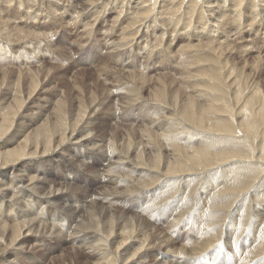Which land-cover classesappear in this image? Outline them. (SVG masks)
I'll use <instances>...</instances> for the list:
<instances>
[{"label": "bare ground", "instance_id": "bare-ground-1", "mask_svg": "<svg viewBox=\"0 0 264 264\" xmlns=\"http://www.w3.org/2000/svg\"><path fill=\"white\" fill-rule=\"evenodd\" d=\"M5 1L0 0V7L4 5ZM26 1L28 0H7L5 2L8 5H18L19 18L13 22L29 20L31 23L32 21L38 23L40 21L39 23H49L48 28L54 30H56L53 28L54 25L56 24V27H58V23L62 22H66L67 26L69 24L70 26L75 25L77 30H82H79V33L85 39L87 38L86 42H79V40L77 44L72 46L78 48L81 52H84L90 44L99 42V30H96V27L109 24L112 19L114 22L115 20H122V23H124L123 21L129 22L126 27L129 35L125 37L124 34H121L122 38L120 40L116 38L117 41L114 39L116 33L112 29L108 32L105 31L107 33L101 40L103 44L97 46H99L100 51L106 52L104 60L112 65H117L114 67L115 70L111 71L106 69L108 64L101 67L100 70H104L103 80L100 79V76L94 79L93 84L87 85L84 78L76 79L73 87L63 92L61 98L59 97L61 93H55L60 100L53 102L51 100V109L46 108V105L44 107L40 106V109L36 110L31 117H28L27 112L30 108L27 105V100L30 104L32 103L38 95L37 89H39L40 83L43 84V80L52 72L51 68L48 69L45 66L42 67V65L45 63L44 59L47 53L54 47L55 38L53 39V37L57 32H51L53 33L51 39L39 38L36 40L34 38L33 41L26 40L28 36L23 37L19 34V37L24 40L21 43L18 35L13 33L12 28L10 29L11 25L8 26L9 21L4 18L5 11L0 9V19L4 18V21H2L4 28L0 25V69L18 67V65L24 66L25 64H29L34 68V70L30 69L31 67L26 68V71L22 70L21 74L17 76V80H15L16 75L11 73L13 76L8 81L10 87L3 93H8L6 96L12 95L13 99L5 107L4 102L1 100L4 94L0 98V263L11 252L8 251L9 249L3 248L2 244L12 238L11 243L19 242L18 245H21V236L24 235L22 232L26 228V224L25 226L24 224L19 225L21 223L18 221H20V217H28L32 223L27 226L29 233L37 231L38 234L42 235L49 231L56 233V236H61L64 227H66L70 234L67 243L75 247L78 246L76 248L79 249V253L82 256L86 255L87 259L91 260L87 264H142L148 257L146 255L148 247L145 246L148 240L139 239L137 235L141 231L148 233L150 228L152 229L151 224L146 221L147 210L140 211L144 204L148 203L149 207L157 208L160 202L164 201L163 205L161 204V213L174 207L171 220H174L176 216L183 217L186 212L184 211L185 205L189 199V195L186 193V185H190V181L188 182L186 178L188 173H194L196 170L201 171L202 169H206L207 172L212 171V168L215 167L214 163L220 162L227 164L228 167L229 163L234 162L232 159L237 160L242 165H247V162L240 158L244 153L238 151V147L233 145L231 140L229 145L235 148L234 150L215 153L213 152L214 146H211L213 140L208 141L205 139L203 141V138H201L198 143L192 145L188 141L192 135L191 131L186 132L189 133V136L187 140L184 139L186 137L184 133L186 127H191L192 132H196L198 135L207 136L221 133L225 135L224 138L229 140L232 138V130L236 125L231 118L219 119L220 117H216L213 112L215 111L214 106L210 103H204L209 101L210 98L203 89V85H201L200 76L198 77L197 73L192 74L195 69L196 71L202 69L200 63L203 57L200 51L184 57L180 55L181 58H178L180 61L178 66L184 67L181 71L184 83L186 82V76L190 77L188 84L195 83L190 92L196 94V96L183 101L179 96L170 99L168 97L170 95L168 94L169 91L167 92L166 88L158 89L155 87L157 85L155 82L156 85L152 88L154 91L148 92L150 93L148 97L143 96L144 85L139 87V83L143 80V84L149 86L150 81L146 85L147 76L145 77V73L142 75L140 74L142 72H140L139 76H141L138 77L133 72L135 73L138 69H145L144 64L150 62L152 58L160 59V57L167 56V51H170L169 48H172L174 43L178 41H187L190 45L193 43H197V45L206 43V46L207 42L224 43L228 40L231 42L230 37L236 33L233 24L236 23L237 19L240 20L237 23L239 22L244 26L247 21H243V19L249 21L253 18L255 20L254 16L256 15H248V12L242 13L243 6L239 5L241 2L235 4L238 0H228V7L225 6V0H221L223 5L219 4L221 2H218L219 0H203L200 6L201 0H189L187 4L185 0H128L126 5L122 2L123 0H32L35 9L41 6L45 11L43 10L44 14L42 12L35 13L36 16L29 19V17H25L26 14L24 15L27 11L23 12L21 9L22 7L27 9ZM245 2H248V0ZM252 3L248 2L249 6H246V8H250L255 12ZM184 5L187 10L182 11ZM193 11L197 12L195 18L194 16L190 17V13ZM7 14L9 13L7 12ZM114 14L116 16L118 14L117 18L113 16ZM208 14L211 15L213 20L216 19V22L212 20L214 24L208 23ZM195 19L199 23L202 22V25ZM193 20L198 24L193 25L191 23ZM249 26H251L248 31V38L250 39L253 27L258 25L250 24ZM245 27L247 29L248 25ZM29 37L32 38V34ZM245 37L247 35L242 34L237 38L240 40ZM12 38L18 39L13 41ZM128 38H131L130 41ZM168 38L170 39L169 46L164 49L162 42L166 40L167 44ZM196 41H200V43ZM62 59H58V63L68 61L65 53L62 55ZM142 61H145V63L143 64ZM208 61L210 62L211 59ZM129 62H131V65L126 66ZM40 64L42 65L39 66ZM58 68H54V72L59 71ZM125 69L131 70L132 73L126 75L130 78L128 80L132 82L129 81V83L123 85L120 82H122L121 77H123L122 71ZM211 75L213 80H217L218 75L215 68L211 70ZM6 76L8 75L3 76V80L0 78V91L3 89ZM110 78L113 81H110ZM118 78L121 80L116 81ZM160 78L158 79L159 82L157 81L158 83H160ZM51 80L53 79L51 78ZM45 84L47 86L51 85L50 82ZM120 84L122 86H119ZM153 84H151L152 87ZM110 86L112 91L104 94L106 88ZM114 89L117 94L114 93ZM150 89L148 90L150 91ZM174 93L176 94L177 91ZM200 99L204 100L205 105L199 102ZM114 101L115 107L111 110L110 107H112L111 104ZM213 101L211 100V102ZM217 108L216 112H226L223 107L217 106ZM106 113L107 120L100 123V117ZM136 116H138L137 120L135 119ZM110 121L112 122L111 125ZM230 121L233 123L231 124ZM113 122L117 125L113 126ZM243 126L240 124L236 129L242 132L241 134L246 141L250 142L251 132ZM98 138L102 139V142L110 141L105 145L106 143H101ZM218 139L220 138L218 137ZM184 141L187 142L183 143ZM189 145L191 146L189 147ZM262 151L264 157V147ZM260 156H254V160L249 163H254L253 165L257 167V164L262 160V156ZM242 165L232 166V169H238L239 171V168H241V170L227 186L220 187L210 183L209 188H205L198 195V199L207 195L209 191L208 199L210 200L208 202H210V206L215 208L220 202L216 198L221 193H216L217 189L221 190L222 193L227 190L226 194L231 191L243 190L246 184L242 177L247 175L243 172V168L250 167H242ZM51 166H55V168L50 169ZM152 174L156 175V180H152L154 177L150 178ZM89 175L94 176L96 181L94 185L97 187L93 193H89L88 190ZM175 176L179 177L176 178ZM71 178H73L72 181ZM181 178L183 180L187 179V183L184 181L185 184L183 183L180 193H175V197L171 200L168 197L171 192L164 190V188L169 189L172 185L171 181L177 179L180 182ZM227 182L225 181L224 185ZM242 182L243 184H241ZM83 184L85 190L84 195L81 197L76 192L81 191L82 187L80 185ZM257 188L255 187L253 191L260 193L263 189V187L262 189ZM160 193L167 194L159 198ZM230 199L231 196H224L221 203L228 202ZM183 201L185 203L180 206ZM260 202L261 205H257L259 212L256 211V208L254 210L256 209L255 213L264 214V198H261ZM198 205L202 206V203L198 201ZM238 207L234 212L236 218L238 217V211H242L241 207ZM199 208L201 207L199 206ZM58 209H62L67 215L71 216L69 219L73 220L68 224L63 222V217L65 219L67 215L61 212L58 213ZM201 211L206 213L205 208H202ZM242 214L240 216L244 219L247 213L242 212ZM252 215L254 214L252 213ZM216 216L218 215H214V217ZM6 218L15 222V225L8 227ZM77 218H82L77 231L83 235L77 232L72 234L71 229H69L76 225ZM255 218L257 217L254 216ZM40 219H51V221L49 223H43L44 220L42 222L35 221ZM86 219L87 223H85ZM17 222L18 225H16ZM2 223H5L6 227ZM256 225L259 226L258 223ZM262 226L260 234L252 233L254 242L258 243L252 249L255 253L264 251V225ZM231 231L227 233L233 235V230ZM19 238L20 240H18ZM242 246L245 247L244 242ZM207 257H204V259L207 260ZM248 257L250 259L251 254ZM71 258H63L60 264H75L74 258ZM189 258L190 256L187 257V259ZM183 259L180 261L178 259L160 260L157 263L182 264L187 261ZM192 260L195 259L192 258L189 261ZM254 261L255 263L258 262L256 259Z\"/></svg>", "mask_w": 264, "mask_h": 264}, {"label": "rangeland", "instance_id": "rangeland-1", "mask_svg": "<svg viewBox=\"0 0 264 264\" xmlns=\"http://www.w3.org/2000/svg\"><path fill=\"white\" fill-rule=\"evenodd\" d=\"M160 1H163V0H160ZM188 1L189 0H185V3L187 4ZM220 1L221 0H219L218 2ZM225 1H226L225 6L228 7L229 2L228 0H225ZM5 2L3 6L1 5L0 9L1 11H5L6 14H4L5 15L4 18L9 21L8 26L10 27L11 25L10 29L12 28L14 30L13 33L17 34L18 38H20L19 34H21L23 37L28 36L26 40L28 39L32 40L34 38H36V40L39 38H50L51 39L53 33L55 31L57 32L56 35L53 37V39L55 38L54 39L55 42L53 43L54 47H52L50 50L52 52L49 51L46 55V58L44 59L45 63L43 65L42 64L39 65V66L42 65V67L45 66V68H48V69L51 68L52 72L45 80H43V84L40 83L38 87L39 89H37L38 95L37 97H35L36 101L34 102L35 100L34 99L32 103L30 104L27 100V105H29V108H30V110L27 112L28 117H31L33 113L36 112V110L40 109L41 108L40 106L44 107L46 105V108H50V106L52 105L51 100L52 102L58 99L60 100V98L64 94L63 92H65L66 90L68 91V89L72 88L74 85V81L76 79L84 78L85 83L87 85H90V84H93L94 79H97L100 76H101L100 79L103 80L102 75L104 74V70L103 71L100 70L102 66H106L108 64L107 65L108 68L106 67V69L108 70L110 69L109 71L115 70L114 67H116L117 64L112 65L107 60H104V58L106 57V52L100 51L99 46L97 45L103 44L101 40H103L106 33L111 29L116 33V36L114 37L115 40L117 39L120 40L122 38L121 34H124L125 37L128 36L129 34H127L128 30L126 29V27L127 25H129L128 24L129 22L123 21L124 23H122V20H119V21L115 20L114 22V20L112 19V22H110L109 24L98 25L96 27V30H99V34H98L99 42L96 44H90L89 46H87L84 52L83 51L81 52L78 48H74L72 46L77 44L79 40H80L79 42H86L85 40H87V38L85 39V37H83V35L79 33V30L80 31L82 30L81 29L77 30L75 25L70 26L69 24L70 26L69 27L67 26L68 24H66V22H62V23H58L59 24L58 27L60 28L56 27V24H55L53 28H55L56 30H54L52 28H48L49 23H39L40 21L38 23H35L34 21H32L31 23L29 20H27L29 22L27 21L24 22L23 20L24 23L22 21L21 23L20 20L13 22L19 18L18 13H17L19 12L17 8L18 5H14V4H13L14 6L11 4L8 5ZM122 2L126 5L128 0H125V1L123 0ZM202 2L203 0H201V3H199V6L202 4ZM239 2L241 3L239 4ZM244 2L243 0H238L236 1L235 4H239L241 5V7L243 6L242 13L248 12L247 13L248 15L253 14L256 16H254L255 20H253V18L252 19L249 18L250 19L249 21L243 19V21H247L246 25H248L247 27L248 30L245 27L246 25L243 26L242 24H239V22L237 23V21H240L239 19H237L236 23L233 24V28H235L234 31L236 33H234L235 35L230 37L231 40L232 41L234 40L235 42H232V41L230 42L229 40L224 43L207 42V46H206V43H203L200 45H197V43H193L192 45H190L188 44L187 41H185L186 43L184 41H180V42L178 41L174 43V46L172 48L171 47L169 48L170 51H167V54H168L167 56L160 57V59L156 57L152 58V60H150V62L146 64H144L145 61H142L144 66H146V68L143 70H140V69L136 71L134 70L135 73L133 72V74L138 77L141 76V75L139 76L140 72H142L140 73L142 75H144L145 73V77L147 76V80L145 81L146 85L148 81H150L148 83L149 86L148 85L145 86V84H143L144 83L143 80L139 83V87H143L144 85V87L147 89L146 91V89L143 87V90H144L143 96L148 97V95L152 92L151 90H153L152 88H154V86L156 85L155 83H157L155 87H157L158 89L166 88L167 89L166 91L167 92L169 91L168 94L170 95L168 97L170 99L175 96H179V98L182 99L183 101L187 98L196 96V94H192L190 92L192 90V86H195V83L188 84L187 82L189 81L188 79L190 77L183 76L186 78V82L184 83L182 75H181L182 74L181 71L184 69V67L178 66L180 62L178 58L184 57L188 54H194L196 53V51H200L203 57L201 60L202 62L200 63V67H202L201 71L202 70L203 71L201 73V71H196L195 69L192 72V74L197 73L196 75L198 77L200 76L199 79H200V82H202L201 85H203V89L208 94V97L210 98V100L204 102L203 99H200L199 102H201L202 105L210 103L215 108V111L213 112L216 117H220L219 119H222V118L230 119L231 118L234 120L233 122L236 125H234L235 127L232 130V138H230L229 140L227 138H224L225 135L221 133H214V135L211 134L207 136L198 135L196 132L194 133L192 132L193 129L191 127H189L191 129L186 127V130L184 131V133L186 134V137H184V139L187 140V137L189 136V133H186V132L191 131L192 135L190 136L188 141H190L192 145L198 143L201 140V138H203L202 139L203 141L205 139L208 141L213 140L211 146H214L213 152L215 153L228 151V150L229 152H231L230 150H234L235 148L229 145L230 144L229 141L231 140L232 144L238 147L237 148L238 151H241L242 153H244L243 156H240V158L246 160L247 162V165H242V163H239L237 160L232 159V161L234 162L229 163L228 167H227V164H222V162H220V163H214L215 167L212 168V171L209 170L207 172L206 169H202L201 171L196 170L197 172L195 171L194 173H188L187 174L188 177L186 178L188 179V182L190 181L189 182L190 185H186V193L189 195V199H188L187 204L185 205V210H184L186 212L183 214V217L176 216L175 218L176 220L174 219V215H173L174 220H171V215L173 214L174 207L170 208V210L169 208L166 209L168 212L166 210L163 213L160 212L161 204L163 205L164 201L160 202V205H158L157 208L149 207L148 203L144 204L143 207L140 209V211L147 210L146 211L147 213L146 221L151 224L150 226L152 227V229L150 228L149 230L150 232L148 231V233H144V231L143 232L141 231L140 234L137 235V238L139 237V239L141 238L146 241L148 240L146 242L147 244H145V246L148 247L147 248L148 251L146 252V255H148V257L142 264H156L157 261H160V260L169 261L173 259L174 260L178 259L180 261L183 258H184L183 260H187V261H184L185 263H182V264H237V263L238 264H253L255 263V261L253 262V260L255 259L258 261L255 264H264V251H262L261 253H255L252 250L254 248L253 247L254 245L255 246L258 245V243L254 242V238H253L254 236L252 235V233L257 234V235L260 234V231L262 232V228H263L262 225H264V214L255 213L256 211L259 212L258 206L261 205L260 199L264 198V192H263L264 191V157L262 154L263 153L262 148L264 147V62H263L264 61V37H263L264 36L263 34L264 33V0H252V1L248 0V2L250 3L253 2L252 4L254 5L253 9L255 10V12H253L250 8H246V6H249V4L248 2H245V3ZM219 4H222V1ZM34 6L35 4L33 3V1L28 0L26 1L27 9H24L23 7L21 8L23 12L27 11L26 13H24V15L26 14L25 15L26 18L29 17V19H31V17L32 18L35 17L38 12H42L44 14L43 10L45 11V9H43V7L38 6L35 9ZM184 9L187 10L185 5L182 11H184ZM7 12L9 14H7ZM31 13L33 14L31 15ZM0 15H1V12H0ZM113 16L117 18L118 14L117 16L114 14ZM191 16H194L195 18V16H197V12L193 11L192 13H190V17ZM4 18L2 20L0 19L1 27L3 26L2 21H4ZM207 19L209 21L208 23L214 24V22H216V19L213 20L210 14L207 15ZM193 21L191 22L193 25L194 24L196 25L199 23L198 20H196L198 23L195 21L193 22ZM42 22H44V20H42ZM199 24L202 25V22ZM250 24H255L258 26L253 27V30L251 31L252 36L249 39L248 31L251 28V26H249ZM30 34H32L33 36L32 38L29 37ZM242 34L247 35V37L239 40L237 37ZM18 38H12V40L16 41ZM20 39H21L20 42L22 43L24 40L22 38ZM128 39L130 41L131 38H128ZM169 40L170 39L168 38L167 44H166V40L165 42H162L163 43L162 47L164 49L168 48L169 46L168 42L170 43ZM196 42L200 43V41H196ZM199 46H201V48H199ZM63 53L67 55L68 61H65L66 63H63L61 61H60L61 63H58L57 60L60 58L62 59ZM210 55L213 57H211ZM204 56H205V60H204ZM209 59H211L210 62L208 61ZM208 62L211 64H209ZM129 63L126 66H130L131 62ZM24 66L18 65V67L15 66V67L3 68L6 71H4L3 69H0V78L2 80H3L4 75L6 74L8 75L6 76L3 89H1L0 91V98H1V95L4 94L3 92L8 90V88L10 87V84L8 81L11 79V77L13 75H16L15 80H17V76L21 74L22 70L26 71V68L28 69L29 67H31L29 66V64L27 65L25 64ZM56 67H59L58 68L59 71L54 72V68ZM214 68L217 71V75H218L216 77L217 80H213V76L211 75V70H213ZM30 69L34 70L33 67H31ZM123 71H122L123 77H121L122 82L120 83L124 85V84L129 83V81L132 82L131 80H128L130 78L127 76L131 72V70L128 71V69H125ZM11 73L13 75H11ZM51 78L53 80H51ZM159 78H160V83H158ZM111 80L113 81L112 78H110V81ZM119 80L121 79L118 78V80L116 81H119ZM138 80H140V78H138ZM47 82H50L51 85L47 86L45 84ZM122 84H120L119 86H122ZM151 84H153V87ZM183 87L185 88V90ZM109 89H111V86L106 88L105 90L106 93L104 92V94H107V92L112 91V89L111 90ZM148 89H150V91ZM186 89L189 92H187ZM176 91L177 93L175 94L174 92ZM183 91L187 93L185 94ZM55 93H61L60 94L61 96H59L60 98L56 97ZM114 93L117 94L115 89H114ZM6 94L8 93H5L3 95V98H1V100L4 102L5 107L8 104H10L13 99L12 95L6 96ZM211 100L212 101L214 100V101L211 102ZM111 106L112 107H110V109L112 108L111 110H113V107H115V101L111 104ZM217 106L220 108L223 107V109L226 112L225 113L216 112L218 109ZM227 112L228 114H226ZM135 119L137 120L138 116H136ZM105 120H107V113L100 117L99 122L104 123ZM230 122L231 124L233 123L232 121ZM111 124L112 122L110 121V125ZM113 124H114L113 126L117 125L114 122ZM240 124L244 125L246 130H249L251 132L249 136L250 142L246 141L245 138H243V135L241 134L242 132H239V130L236 129L237 126ZM204 137H207V138H204ZM218 137L220 139H218ZM100 140H101V143H104V144L106 143L105 145H107L110 141V140H107V141L102 142V139ZM185 142L187 141H184L183 143ZM190 146L191 145H189V147ZM260 155L262 156L261 162L257 164V167L253 165L254 163L253 164L251 163L253 165L252 166L249 162L251 160H254L253 158L254 156L259 157ZM236 165H239V166L242 165V167L244 166L250 167V168H243L244 169L243 172L247 174L246 176L242 177L245 180L244 183L246 184L243 190L231 191L226 194L227 190L222 193L221 190L217 189L216 193L217 192H221V193L216 198L220 202L218 203V205H216L215 208L210 206L209 204L210 202H208L210 200L208 199V195H209L208 190H207L208 191L207 195H204L201 199H198L199 198L198 195L205 188H209L208 185L210 183L216 186L223 187V186H227L230 182H232L236 174H238V172L241 170V168H239V171L238 169H232V166H236ZM51 168L54 169L55 166H51L50 169ZM227 169L229 170L226 171ZM155 176H156L155 174H152L150 178L154 177L152 180L154 179L156 180ZM175 177L177 178L179 176H175ZM93 178L94 176L89 175V179H88L89 183L87 182V185L89 186V189H88L89 193H93L97 187L96 185H94L96 184V181H95V178L94 179ZM72 179L73 178H71V181ZM187 179L183 180V178H181L180 182L176 179L177 181L176 180L171 181L172 185L171 187H169V189L164 188V190L171 192L170 193L171 195L168 196L169 198H171V200L172 198L175 197L177 193L178 194L180 193V191L182 190L181 188H183V183L184 181L185 183H187ZM225 181H228L226 185H224ZM241 184H243V182ZM80 186L82 187L81 191L76 192V193H78L82 197V195H84L85 188H84V184ZM255 187L256 188L258 187L257 189H260V188L262 189L263 187V189L259 193V192L253 191ZM166 194L167 193H160L159 195L160 197L159 196L157 197L161 198L162 195L165 196ZM224 196H231V199L228 202L225 201L226 204L225 202L221 203V200L224 198ZM198 201L202 203L203 207L201 205H198ZM184 203H185L184 201L181 202L180 206H182ZM199 206L201 208H199ZM237 207L238 208L241 207L240 209L242 211H238V217L236 218L234 217V212ZM197 208H199V210H197ZM202 208H205L206 213H202L201 211ZM254 208H256L257 210L255 209L256 210L255 211ZM60 212L66 214L62 209H58V213ZM242 212L247 213L245 214L244 219L243 217L241 218V216L243 215ZM165 213L166 215H164ZM252 213L254 215H252ZM212 215L213 217H211ZM214 215H218V216L214 217ZM232 215H233V218H232ZM254 216L257 218L254 219ZM260 216L261 218H259ZM47 218H50V217H47ZM69 218H71L70 215L65 216V219L63 217V222L67 224L70 223L73 219H69ZM258 218L261 220H259ZM28 219H29L28 217H24V218L20 217V221H18L19 223H21L19 225L24 224L25 226L26 224V228H24L22 232L24 235L21 236V240H22L20 241L21 247L18 245L19 242H16L15 243L16 245L14 243H11L12 238L11 240L1 245L3 246V248L9 249L8 251L9 252L11 251L12 253L10 252L8 256L6 257V259L0 264H55V263L60 264L62 263L63 258H70V257L74 258L75 264L77 263L87 264L88 261L89 262L91 261L87 259L86 255L82 256L79 253L80 251L79 249H77L78 248L77 245H76L77 247L76 248L75 246H72L70 243H67L69 240L70 234L68 230L66 229V227L63 226L65 228L64 230L63 228H61V230H63V235L61 236H56V233H51L49 231H47V233H44L42 235L38 234L37 231L29 233L27 226L29 225V223L30 224L32 223H31V219L29 220ZM76 220H78L76 225H74V227L72 226V228H69L71 229L72 234H75L76 232L78 233L77 229L79 228L81 224L82 218H77ZM35 221L36 222L43 221V223H47V222L49 223L51 219L49 220L40 219V220H35ZM18 222L16 223V225H18ZM83 223L84 221L82 222V224ZM85 223H87V219ZM257 223L259 226L256 225ZM6 224L8 225V227H12V225H15V222H13L9 218H6ZM2 225H5V223L4 224L2 223ZM231 230H233V235H229L227 233L228 231L232 232ZM78 234H82V233H78ZM22 238H25V239L23 240ZM18 240H20V238ZM243 242L245 244V247L242 246ZM4 245H7V246H4ZM21 248H22V251H21ZM13 250H15V252H13ZM70 252L73 254H71ZM250 254H251V258H250L251 260L248 257L250 256ZM186 256L187 257L190 256V258L187 259ZM206 256H208L206 258L207 260L204 259V257ZM192 258H194L195 260L189 261ZM157 264H160V262H158Z\"/></svg>", "mask_w": 264, "mask_h": 264}]
</instances>
